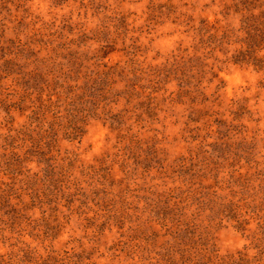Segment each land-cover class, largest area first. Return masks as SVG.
<instances>
[{"label":"rangeland","instance_id":"rangeland-1","mask_svg":"<svg viewBox=\"0 0 264 264\" xmlns=\"http://www.w3.org/2000/svg\"><path fill=\"white\" fill-rule=\"evenodd\" d=\"M262 12L0 0V264L263 263Z\"/></svg>","mask_w":264,"mask_h":264},{"label":"trees","instance_id":"trees-1","mask_svg":"<svg viewBox=\"0 0 264 264\" xmlns=\"http://www.w3.org/2000/svg\"><path fill=\"white\" fill-rule=\"evenodd\" d=\"M264 15V12H262ZM248 30L246 31L248 38L245 39V47L239 49L238 51V58L240 61H250L252 64H254L257 68H261L264 65V62L260 57H258V52L261 50L260 49V37H264V29L263 30H255L254 28L251 27V25L248 24ZM257 31H259L257 33ZM261 33V34H259ZM259 41V42H258ZM262 61V62H261ZM93 83L95 81L93 80ZM91 85V84H90ZM92 86V85H91ZM93 87V86H92ZM2 197V196H1ZM4 203H6V200H3ZM238 255H231L227 257L228 261L227 264H253V262L249 259L248 255L246 253L238 252ZM260 263L259 264H264L262 263L261 259H259Z\"/></svg>","mask_w":264,"mask_h":264}]
</instances>
